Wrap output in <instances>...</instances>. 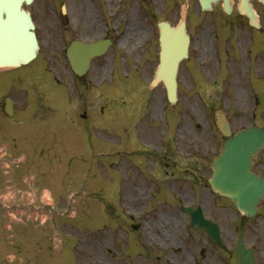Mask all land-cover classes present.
Masks as SVG:
<instances>
[{
    "label": "rangeland",
    "instance_id": "rangeland-1",
    "mask_svg": "<svg viewBox=\"0 0 264 264\" xmlns=\"http://www.w3.org/2000/svg\"><path fill=\"white\" fill-rule=\"evenodd\" d=\"M118 1L114 0L115 5ZM162 1L127 0L119 16L114 15L116 6L107 5L110 0H35L28 6L42 15L43 21L44 12L48 11V18L51 16L57 24L50 8L67 5L77 22L84 16L81 12V4H84L85 12L89 7L88 17L96 18L98 23L91 28L81 21L79 29H82L77 36L87 41L102 37L106 32L104 22L108 19L111 21L109 36L114 43L105 55L93 60L88 74L93 85L91 93L94 94V105L89 112L93 120L79 124L83 129L79 128L82 133L76 138V148L85 152L57 159L53 163L56 167L54 173L42 174L35 181L37 186L32 182L31 204L14 206V224L8 229L4 226L5 236L13 234L17 257L14 264H35L36 258L40 264V257L50 252L58 254L57 264H157V257L165 264H189L190 254L185 248L194 253L195 244L206 246L203 237L196 236L186 219L163 222L160 211H154L158 203L164 201V212L175 213L178 203L174 198L187 203L188 196L184 189L173 188L170 184L165 194L160 177L157 186L154 184L151 154L140 145H151L152 141L168 138L170 141L166 142L169 144L174 140L177 158L186 160L191 156L194 162L206 159L209 168L207 159L213 152L209 146H218L224 140L214 119L217 108H224L234 130L252 124L264 125V40L254 42L249 49L239 39L228 37L219 42L211 20L221 17L231 21L234 16L227 18L218 10L198 17L193 0L188 13L189 0L180 4L178 12H168ZM169 3L172 1L168 0L167 7H170ZM186 16L194 32L191 54L180 65L179 99L171 104L161 83L156 87L150 85L158 65L157 23L169 20L176 24ZM42 20L40 24H43ZM45 25H41L40 34L42 58L47 59L50 67L47 66L46 79L59 74V84H65L67 80L62 82L59 72L62 64L50 63L56 45L49 43L51 38L46 35ZM70 27L75 28V25L72 23ZM133 32H136L139 45L137 43L131 50V44L130 47L124 46L123 42ZM58 53L62 56V51ZM61 62L65 63V60L62 58ZM133 95L138 99L133 100ZM103 105H106L105 109L100 111ZM158 106L159 114L156 111ZM75 109L79 112L86 108L72 106V113ZM46 118H56L55 110L48 111ZM139 124L145 125V130L152 134L148 136L142 132L140 145L138 136L142 126ZM180 132L184 134L181 136ZM257 165L264 170V151L258 156ZM35 176L31 173L32 180ZM144 182L156 186V189L151 186L155 190L153 196H150L148 183L144 192L138 193V187ZM43 188L49 189L54 197V208L46 205L48 199L42 197L43 192L39 190ZM192 190L189 189L190 193ZM202 192L200 189L199 195ZM207 196L213 199V192L209 191ZM189 199L192 205L200 202L193 194ZM5 209L0 207V221L4 220L3 214H11L10 206H7L8 212ZM43 210L51 213L44 224ZM142 210L146 215L138 220V213ZM71 211L73 215H70ZM232 217L220 221L223 235L230 242H234L236 236V214ZM260 219L258 223L264 220ZM156 222L160 225L154 226ZM138 223L143 225L139 233L133 228ZM148 225L152 226V232ZM178 227L179 231L175 229ZM177 246L182 249L175 255ZM5 254L6 250H2V255ZM53 258L48 260L53 262ZM211 261L220 263L216 255H208L204 264H211Z\"/></svg>",
    "mask_w": 264,
    "mask_h": 264
},
{
    "label": "flooded vegetation",
    "instance_id": "flooded-vegetation-1",
    "mask_svg": "<svg viewBox=\"0 0 264 264\" xmlns=\"http://www.w3.org/2000/svg\"><path fill=\"white\" fill-rule=\"evenodd\" d=\"M198 2V0H195ZM165 3V1H162ZM232 11L231 16L234 20H223L221 17L213 18L210 24L213 26L214 35L218 41L226 40L228 37L244 41L246 49H249L254 42H262L264 40V4L260 0H251L259 17V27H255L250 23L246 15H242L238 11L239 0H231ZM114 1L108 2L109 6H116ZM164 4V9L168 12H178L180 5ZM191 6L188 5V9ZM194 9L199 15H205L207 11H203L201 5L194 4ZM221 11L225 13L223 8V0H219L213 5L209 12ZM41 11L40 13H43ZM60 21L66 24L68 29L71 25V16L69 13H64L62 7H59ZM33 18L37 25L38 39L41 40L40 27L41 25L50 24L51 27L45 25V32L51 38L49 43H55L56 49L66 48L69 42L73 39V34L77 31L78 23L70 31V35L66 36L58 31V24H54L51 16H47L44 12L45 19L42 20V15L37 12H32ZM40 19L43 24H40ZM49 19V21H48ZM74 21V20H73ZM75 22V21H74ZM76 23V22H75ZM191 22L187 20V27L191 39L194 32ZM39 40V41H40ZM51 53L50 60L52 65H61L62 56L57 50ZM48 61L42 58V53L38 57L27 64L19 67H1L0 68V205H21L29 203L30 189V173L31 166L37 168L41 166L43 159L58 158V156L76 155L80 151L76 148V138L79 133V123L85 124L88 122L89 113L94 105V95L92 92L93 85L88 72L79 76L70 66V62L65 60L59 72L62 76V82L59 84L58 76L50 75L47 77ZM65 75V76H64ZM47 83L49 85H47ZM45 88V89H43ZM46 91V92H45ZM48 96V97H47ZM49 99V100H48ZM48 100V101H47ZM6 106L10 107L7 111ZM46 106H68V108L60 109L64 112L65 118L47 119V112L50 111ZM71 106H85L86 109H81L80 112L75 109V115H71ZM73 116V117H72ZM78 116L82 119L78 120ZM82 129V128H80ZM148 136H152L147 130H142ZM170 141V140H167ZM155 151L148 152L151 154V173L154 178V183L157 184V179L160 177L161 184L165 187L170 184L173 188H178L183 191L186 196H190V188L195 192L193 196H197L200 189H203L201 201L196 205L201 204L204 213L207 217L214 221L220 222L222 218L225 220L232 219L235 214V228L244 227L247 231L248 244L255 248L258 264H264V220L258 223L260 219L262 207H260L257 216L246 218L238 211L234 213L233 205L225 199L218 198V195L207 196L210 191L209 183L205 181V175L209 169L199 160L194 162L191 156L186 158H177L172 143L160 139L151 144ZM213 150L212 154L219 151V146H209ZM45 162H43V165ZM187 166L193 167L198 172V177L191 172L183 169ZM256 171L260 170L256 161ZM208 189V191H206ZM207 196V197H204ZM194 205V206H196ZM179 213L162 212L166 220L177 218L178 220H190V215L182 210V203H179ZM223 207V209L221 208ZM262 219L264 215L261 216ZM142 225L138 229H142ZM245 231V232H246ZM201 235L206 243V246L196 247L193 253L189 248H185L190 254L189 264H204V260L209 255L215 256L222 264H230L232 243L227 239L223 246H217L211 241L204 232H196ZM182 248L177 249L174 254ZM14 262V260H12ZM212 263L214 261H211Z\"/></svg>",
    "mask_w": 264,
    "mask_h": 264
},
{
    "label": "water",
    "instance_id": "water-1",
    "mask_svg": "<svg viewBox=\"0 0 264 264\" xmlns=\"http://www.w3.org/2000/svg\"><path fill=\"white\" fill-rule=\"evenodd\" d=\"M211 1L216 0H200L203 8H209ZM32 2L33 0H0V65H19L35 58L39 48L35 25L30 12L22 8L23 4L29 5ZM224 2L226 11L229 12V0ZM239 9L241 13H247L252 22L256 20L249 0H241ZM159 26L160 66L154 83L162 80L167 88L168 99L175 102L177 69L180 60L187 57L189 39L183 27L172 29L165 22H161ZM109 45L108 40L92 43L73 41L68 48V56L73 67L83 74L90 59L104 53ZM216 122L227 139L212 164L213 175L209 182L215 192L230 198L243 214L252 216L258 210L259 201L264 199V175L252 172L253 158L264 148V129L254 125L232 133L223 110L217 111ZM192 225L202 230L208 229L212 223L199 211L198 215H193ZM213 237L220 242L218 225ZM232 264H256L254 251L245 246L242 232L234 250Z\"/></svg>",
    "mask_w": 264,
    "mask_h": 264
},
{
    "label": "bare ground",
    "instance_id": "bare-ground-1",
    "mask_svg": "<svg viewBox=\"0 0 264 264\" xmlns=\"http://www.w3.org/2000/svg\"><path fill=\"white\" fill-rule=\"evenodd\" d=\"M114 1V0H113ZM214 2V1H213ZM81 12L83 11V10H85V8H84V4H81ZM87 12H89V7L86 9V13L84 14L85 15V18H86V20H85V22H86V24L88 25V27H94L97 23H98V21H97V19L96 18H92L91 16H90V18L88 17V13ZM90 22V23H89ZM90 25H89V24ZM141 34H143V32H141ZM138 43V45H139V42H138V39L136 38V32H133V33H131L127 38H126V40L123 42V44H124V46H126V45H129V47H130V44H131V46L132 47H130L131 48V50H133L132 48H135ZM11 66H14V65H11ZM159 81H162V80H159ZM131 98V97H130ZM133 99H138V96H136V95H133ZM157 106V105H156ZM156 111H157V114H159L160 113V107L158 106V107H156ZM180 131V130H179ZM182 134H184V132H180V135L182 136ZM180 136V137H181ZM45 197L47 198V199H50V197H49V193L46 191L45 192ZM51 201V200H50ZM44 211V213L42 214V219H43V222H46L49 218H50V213H47L46 212V210H43ZM74 214V212L73 211H71V214L70 215H73Z\"/></svg>",
    "mask_w": 264,
    "mask_h": 264
}]
</instances>
